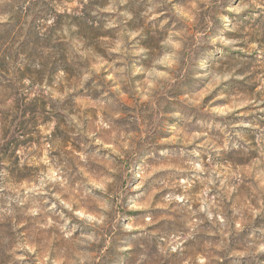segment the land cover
<instances>
[{"label": "clouds", "instance_id": "9594fccd", "mask_svg": "<svg viewBox=\"0 0 264 264\" xmlns=\"http://www.w3.org/2000/svg\"><path fill=\"white\" fill-rule=\"evenodd\" d=\"M0 264H264V0H0Z\"/></svg>", "mask_w": 264, "mask_h": 264}, {"label": "rangeland", "instance_id": "374dc122", "mask_svg": "<svg viewBox=\"0 0 264 264\" xmlns=\"http://www.w3.org/2000/svg\"><path fill=\"white\" fill-rule=\"evenodd\" d=\"M208 99V97H205V100H207Z\"/></svg>", "mask_w": 264, "mask_h": 264}]
</instances>
